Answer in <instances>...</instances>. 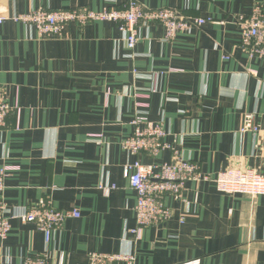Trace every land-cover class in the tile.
<instances>
[{
  "label": "crops",
  "instance_id": "0c3cea01",
  "mask_svg": "<svg viewBox=\"0 0 264 264\" xmlns=\"http://www.w3.org/2000/svg\"><path fill=\"white\" fill-rule=\"evenodd\" d=\"M139 1L213 23L174 41L162 26L142 25L130 51L115 23L71 25L47 39L9 19L40 8L120 9L126 0H0V18H8L0 23V91L19 108L0 129V172L13 168L7 213L42 202L80 213L49 242L35 225L13 220L0 264L30 256L88 264L92 253L134 255V264H264V196L222 194L214 182L167 195L172 218L135 241L137 194L125 167L136 158L121 147L133 120L144 117L162 124L174 150L212 179L230 166L264 176V60L243 52L236 26L255 7L264 11V0ZM247 114L259 132L241 133Z\"/></svg>",
  "mask_w": 264,
  "mask_h": 264
},
{
  "label": "built area",
  "instance_id": "2783aa9c",
  "mask_svg": "<svg viewBox=\"0 0 264 264\" xmlns=\"http://www.w3.org/2000/svg\"><path fill=\"white\" fill-rule=\"evenodd\" d=\"M8 18H0V23ZM16 23L33 26L42 38L62 37L68 26L80 28L96 22L115 23L126 35L127 48L134 51L139 41L142 25H160L165 30V40L174 41L178 35L201 28L211 19L186 16L169 8L149 9L139 0H126L120 9L93 11L86 8L75 10H48L40 8L28 14L9 18ZM240 31L239 46L250 60H264V11L255 7L248 17L241 16L236 22ZM226 59H228L226 57ZM19 111L12 107L5 94L0 91V129L7 126L10 114ZM132 134L122 141V149L136 158L125 167L132 190L137 194L135 207L136 227L131 230L135 241H139L145 229L159 227L172 218L171 209L165 204V197L171 195L182 198L189 183L214 182L222 194L245 195L252 198L264 196V176L244 166H230L212 179L205 175L198 164L184 160L173 145L168 143L167 132L162 124L149 122L144 117H136L132 122ZM257 133L259 127L254 114L244 117L241 133ZM171 151L169 163L145 165L142 156L157 158L162 152ZM13 168L0 172V240L5 241L12 229V221L33 224L42 232L47 242L53 232L60 230L68 219L79 218L78 210H57L50 202H42L33 207L19 209L11 215L7 213L5 198L6 178ZM108 193L107 189H104ZM64 256L60 264H64ZM134 255H113L92 253L88 264H134ZM20 264H49L44 256L23 258ZM190 264H199L195 261Z\"/></svg>",
  "mask_w": 264,
  "mask_h": 264
},
{
  "label": "rangeland",
  "instance_id": "374dc122",
  "mask_svg": "<svg viewBox=\"0 0 264 264\" xmlns=\"http://www.w3.org/2000/svg\"><path fill=\"white\" fill-rule=\"evenodd\" d=\"M239 19V18H238ZM226 58V57H225Z\"/></svg>",
  "mask_w": 264,
  "mask_h": 264
}]
</instances>
